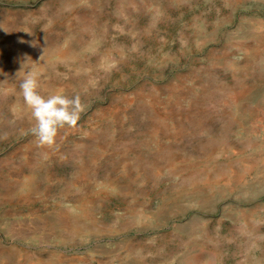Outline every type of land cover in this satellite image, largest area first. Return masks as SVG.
I'll use <instances>...</instances> for the list:
<instances>
[{
	"label": "rangeland",
	"instance_id": "1",
	"mask_svg": "<svg viewBox=\"0 0 264 264\" xmlns=\"http://www.w3.org/2000/svg\"><path fill=\"white\" fill-rule=\"evenodd\" d=\"M0 264H264V0H0Z\"/></svg>",
	"mask_w": 264,
	"mask_h": 264
},
{
	"label": "clouds",
	"instance_id": "2",
	"mask_svg": "<svg viewBox=\"0 0 264 264\" xmlns=\"http://www.w3.org/2000/svg\"><path fill=\"white\" fill-rule=\"evenodd\" d=\"M40 88L39 79L31 73L20 84L21 95L34 121L29 132L38 147L58 148L60 131L78 125L84 105L79 94L69 97L59 91L45 97Z\"/></svg>",
	"mask_w": 264,
	"mask_h": 264
}]
</instances>
